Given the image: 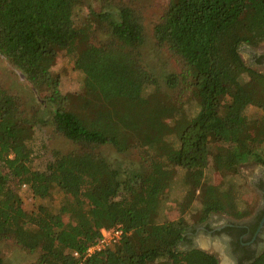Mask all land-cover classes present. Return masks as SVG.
I'll use <instances>...</instances> for the list:
<instances>
[{"label":"trees","instance_id":"obj_1","mask_svg":"<svg viewBox=\"0 0 264 264\" xmlns=\"http://www.w3.org/2000/svg\"><path fill=\"white\" fill-rule=\"evenodd\" d=\"M98 1L100 10L90 8L75 29L70 18L81 0H0V57L45 94L49 130L72 146L34 171L31 143L41 121L0 89V241L38 253L33 264H183L180 257L186 264H218L199 249L180 254L188 226L157 223V204L174 169L191 182L209 162L223 179L237 176L250 161L264 167V150L251 140L252 132L264 135V75L240 55L242 47L264 45V0H166L151 37L182 67L166 75L164 85L190 93L199 109L192 120L169 102L143 64L147 36L129 2L134 0ZM59 53L72 56L74 70L83 75L76 95L59 93L60 78L52 72ZM248 108L259 116H246ZM170 134L173 141L166 140ZM105 148L119 155L138 152L140 170L123 174L102 156ZM196 186L185 202L199 190L194 223L200 226L224 208L217 188L204 179ZM15 187L40 201L56 193L58 207L26 213ZM246 212L251 215L252 206ZM116 227L128 236L84 258L101 230ZM247 264H264V252Z\"/></svg>","mask_w":264,"mask_h":264},{"label":"rangeland","instance_id":"obj_2","mask_svg":"<svg viewBox=\"0 0 264 264\" xmlns=\"http://www.w3.org/2000/svg\"><path fill=\"white\" fill-rule=\"evenodd\" d=\"M124 1V0H123ZM129 1V0H126ZM81 6L74 8L72 11L71 20L75 29L80 28L84 21L88 10H100L98 0H81ZM115 2V1H114ZM131 6L143 18L145 24L146 41L141 49V55L144 66L157 77L160 87L169 102L174 103L177 107H181L184 114L189 119H194L198 114L199 109L195 102L192 101L190 93L180 92L179 90H167L164 85V78L168 74L180 73L182 67L166 52H159L152 40V31L154 26L160 21L163 16L167 1L166 0H142L131 2ZM117 3V0H116ZM115 3V4H116ZM247 48V47H246ZM250 49V48H249ZM256 52H263L264 45H260ZM244 63L247 62L246 54L240 52ZM247 64V63H246ZM52 72L59 76V93L62 96H71L80 93L82 89L83 75L74 70L73 57L65 53H59ZM245 80V78H244ZM0 89L4 90L11 96L16 97L21 105L23 112L28 117H34L40 120L41 123L34 128L33 140L31 143L32 162L31 167L34 171H43L45 165L50 161L51 155L55 152L65 154L69 152L72 146L64 139L52 135L49 126L46 122L49 119L48 106L44 102V93H37L26 77L17 69L12 67L6 60L0 57ZM246 116H259V111L255 108H248L245 112ZM167 124L172 127L173 120H168ZM48 126V127H47ZM166 140L173 141V136L170 134ZM251 140L255 143L257 150H264V135L252 132ZM261 142V143H260ZM260 145V147H258ZM259 152V151H258ZM109 163L125 175L138 172L140 170L141 156L136 151H131L123 155L115 153L111 148L101 150ZM252 161L247 162L238 168V175L233 178L223 179L219 173L213 170L211 162L208 168L203 172L202 177L197 181L193 179L191 182H184V172L179 169H174L173 177L167 179V187L158 202L159 214L157 223L163 224L168 222H184L187 227V232L193 235V241L196 243L192 248L202 250L206 253L216 256L218 264H229L223 252L218 251L220 243L215 240L204 238L201 234H196V229L199 226L195 225L200 211V203L197 200L198 191L193 197L190 204L187 205L185 200L188 197L189 190L197 188L203 179L206 184L217 188L222 201H219V206L224 208L223 212L212 213L207 220L214 225H220L227 220L241 221L245 220L248 215L246 209L252 206V211L255 212L259 206L260 199L255 189L251 186V181L261 172L264 173V167H260ZM197 181V182H196ZM193 184V188L192 185ZM232 187V188H229ZM15 193L19 196L22 202V207L26 213H30L39 206H44L54 210L58 207L60 196L56 193L52 200L40 201L33 198L31 192L26 188L15 187ZM237 204V210H234ZM248 215V216H247ZM202 226V225H200ZM191 249V248H190ZM182 243L179 246V253L183 254L190 250ZM0 258L4 264H33L38 258V253H28L21 250L12 241H0ZM178 262L186 264V259L178 258ZM174 263V262H173ZM156 264V263H155Z\"/></svg>","mask_w":264,"mask_h":264},{"label":"flooded vegetation","instance_id":"obj_3","mask_svg":"<svg viewBox=\"0 0 264 264\" xmlns=\"http://www.w3.org/2000/svg\"><path fill=\"white\" fill-rule=\"evenodd\" d=\"M240 52L246 54V63L251 70L264 75V51L256 52L242 47ZM250 184L260 199L255 212L245 220H227L214 226L206 220L196 229V234L220 243L218 251L223 252L229 264H247L249 260L264 252V173L261 172L252 179ZM185 238L187 241L182 242L184 246L194 249L192 247L196 243L193 241V235L186 231Z\"/></svg>","mask_w":264,"mask_h":264},{"label":"built area","instance_id":"obj_4","mask_svg":"<svg viewBox=\"0 0 264 264\" xmlns=\"http://www.w3.org/2000/svg\"><path fill=\"white\" fill-rule=\"evenodd\" d=\"M24 188L25 187H23V189ZM127 236L128 234H126L120 227H116L109 230H101L100 238L94 245L90 246L85 251L84 258H89L96 253L118 245L123 240V238ZM73 257L78 258L79 256L77 253H74Z\"/></svg>","mask_w":264,"mask_h":264}]
</instances>
